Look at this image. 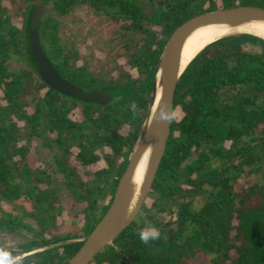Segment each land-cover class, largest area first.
Wrapping results in <instances>:
<instances>
[{
	"label": "trees",
	"instance_id": "trees-1",
	"mask_svg": "<svg viewBox=\"0 0 264 264\" xmlns=\"http://www.w3.org/2000/svg\"><path fill=\"white\" fill-rule=\"evenodd\" d=\"M39 1L50 62L109 101L59 92L40 75L27 36ZM149 1L155 19L130 0H0V194L13 203L0 205V250L16 264H67L82 241L63 240L88 236L113 202L174 30L204 12L264 7ZM172 110L145 201L88 264H264V39L232 32L209 43L181 74ZM146 226L160 239L141 242Z\"/></svg>",
	"mask_w": 264,
	"mask_h": 264
},
{
	"label": "water",
	"instance_id": "water-1",
	"mask_svg": "<svg viewBox=\"0 0 264 264\" xmlns=\"http://www.w3.org/2000/svg\"><path fill=\"white\" fill-rule=\"evenodd\" d=\"M45 10L44 1L35 3L28 19V43L40 75L59 92L93 103L109 101L110 96L104 92H85L80 86L69 82L50 62L40 41V23L45 16ZM208 25H221L231 29L208 42V45L232 32H246L264 39V33L249 31V29H264V7L240 5L204 12L187 19L174 30L165 44L155 70L144 127L136 141L129 164L120 178L114 200L88 236L64 239V241H82L67 264H88L96 253L106 244L111 243L136 217L161 163L171 129L172 120H163L162 117L173 111L174 91L181 74L191 60L208 46L205 45L196 55L183 63L185 43L195 30ZM129 210H131L130 215Z\"/></svg>",
	"mask_w": 264,
	"mask_h": 264
},
{
	"label": "rangeland",
	"instance_id": "rangeland-1",
	"mask_svg": "<svg viewBox=\"0 0 264 264\" xmlns=\"http://www.w3.org/2000/svg\"><path fill=\"white\" fill-rule=\"evenodd\" d=\"M131 2H135L137 4V6L139 8L142 9V11L147 14L148 17H150L151 19H155L158 16V8L155 7V5H153L151 3V1L149 0H130ZM86 26V25H85ZM110 28V26H103L101 28H97L96 30H93L92 33L93 35H104L107 33L108 29ZM212 33V32H210ZM208 34V33H206ZM202 35L200 38H198V40L195 41V45H193L192 49H191V55H189V57H191L195 52H197L203 45H205V43H207L208 41H210L211 39L214 38L213 35L208 34V35ZM209 39V40H208ZM207 40V41H206ZM14 67H16V60L14 61L13 64ZM178 114H180V112H178ZM144 127V125H143ZM142 131V129H141ZM139 139V138H138ZM35 149V147L33 146V150ZM0 205H2L4 208L7 209H11L12 210V205L13 203L7 199H5L4 197L1 196L0 194ZM64 241V240H63ZM62 242H58V243H54L52 245H58V244H62ZM38 248L34 249L37 250ZM40 249V248H39Z\"/></svg>",
	"mask_w": 264,
	"mask_h": 264
},
{
	"label": "bare ground",
	"instance_id": "bare-ground-1",
	"mask_svg": "<svg viewBox=\"0 0 264 264\" xmlns=\"http://www.w3.org/2000/svg\"><path fill=\"white\" fill-rule=\"evenodd\" d=\"M229 31H231L230 28H227L226 26H221V25H208V27L203 26V27L195 30L188 37V39L185 43V49H184V54H183V56L185 57V60L183 61V63L187 62V60H189L192 56L196 55L205 45H208V42H210L211 40L217 38L218 36H220L222 34H226ZM249 31H255L257 33H264L263 28H262V30H260V29H249ZM210 32H212V33H210ZM206 33L213 35L214 38L211 39L210 41H208L207 43H205V45H203L197 52H195L191 57H189V55H191V52H192L191 49H192L193 45H195L194 44L195 41L198 40V38H200L202 35H204ZM208 34H206V35H208Z\"/></svg>",
	"mask_w": 264,
	"mask_h": 264
},
{
	"label": "clouds",
	"instance_id": "clouds-1",
	"mask_svg": "<svg viewBox=\"0 0 264 264\" xmlns=\"http://www.w3.org/2000/svg\"><path fill=\"white\" fill-rule=\"evenodd\" d=\"M133 111H135V106L133 105ZM175 117V113L169 111V115L162 117L163 120L171 121ZM129 215L131 210H129ZM138 236L144 244H148L150 241H155L160 239V232L157 228L153 226H146L138 232ZM0 264H16V261L10 258V254L7 251L0 250Z\"/></svg>",
	"mask_w": 264,
	"mask_h": 264
}]
</instances>
